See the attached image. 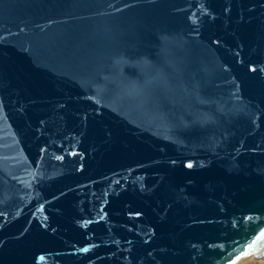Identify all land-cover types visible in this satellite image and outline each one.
Masks as SVG:
<instances>
[{"label":"water","instance_id":"obj_1","mask_svg":"<svg viewBox=\"0 0 264 264\" xmlns=\"http://www.w3.org/2000/svg\"><path fill=\"white\" fill-rule=\"evenodd\" d=\"M261 233L264 0H0V264H237Z\"/></svg>","mask_w":264,"mask_h":264},{"label":"rangeland","instance_id":"obj_2","mask_svg":"<svg viewBox=\"0 0 264 264\" xmlns=\"http://www.w3.org/2000/svg\"><path fill=\"white\" fill-rule=\"evenodd\" d=\"M238 264H264V255L262 257H249L241 260Z\"/></svg>","mask_w":264,"mask_h":264},{"label":"snow or ice","instance_id":"obj_3","mask_svg":"<svg viewBox=\"0 0 264 264\" xmlns=\"http://www.w3.org/2000/svg\"><path fill=\"white\" fill-rule=\"evenodd\" d=\"M189 167H191V165H189ZM261 235L264 236V233H261ZM252 247H253L252 245H248L247 247L241 249L237 259H239V257L242 256V255L249 254L251 249H252ZM231 264H235V262L233 261V262H231Z\"/></svg>","mask_w":264,"mask_h":264},{"label":"bare ground","instance_id":"obj_4","mask_svg":"<svg viewBox=\"0 0 264 264\" xmlns=\"http://www.w3.org/2000/svg\"><path fill=\"white\" fill-rule=\"evenodd\" d=\"M261 253L264 255V248L261 250ZM251 257H253V256H251ZM247 258H249V257H247ZM243 259H246V258H243ZM243 259H241V260H243ZM241 260H240V261H241ZM240 261H239V262H240ZM239 262H238V263H239ZM238 263H237V264H238Z\"/></svg>","mask_w":264,"mask_h":264}]
</instances>
